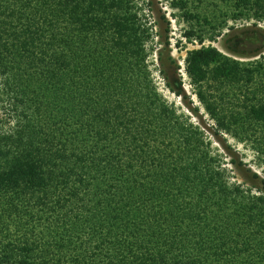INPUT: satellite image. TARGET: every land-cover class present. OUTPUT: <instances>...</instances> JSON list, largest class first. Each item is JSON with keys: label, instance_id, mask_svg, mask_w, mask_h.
Segmentation results:
<instances>
[{"label": "trees", "instance_id": "trees-1", "mask_svg": "<svg viewBox=\"0 0 264 264\" xmlns=\"http://www.w3.org/2000/svg\"><path fill=\"white\" fill-rule=\"evenodd\" d=\"M223 1L209 37L182 34L206 126L159 93L133 0H0V264H264V178L229 154L252 186L230 182L211 148L228 135L264 158V32L221 33L264 22V0ZM170 38L160 75L199 119Z\"/></svg>", "mask_w": 264, "mask_h": 264}, {"label": "rangeland", "instance_id": "rangeland-1", "mask_svg": "<svg viewBox=\"0 0 264 264\" xmlns=\"http://www.w3.org/2000/svg\"><path fill=\"white\" fill-rule=\"evenodd\" d=\"M137 7H140L142 11H140V15L144 18V22H147V26L152 27L153 40L148 44L147 49L150 51L148 56L149 70L152 74L153 81L159 91V93L164 97V99L178 111V113H184L185 115L191 118V121L198 122V120L202 121L203 124L212 125V122L209 120L208 115H206L204 109L197 101L193 89L189 84V79L184 71V59L187 51L193 49H199L200 45L197 42H188L184 40L182 34L188 30L191 26L193 28H199L204 30V34L206 38L211 35V26L218 23L219 12L225 11L228 8L223 3V0H186L188 2L187 10L192 14H199L201 16L209 17L210 25L205 24L202 21V17H200L199 23L195 20L186 21L183 16V11L178 8H172L170 5V0H133ZM150 2V9L147 7V3ZM186 11V10H185ZM216 16V17H213ZM222 20H224L222 18ZM253 25H256V28H259L262 32H264V22L256 21L255 19L250 20H239L232 21L231 19L227 20L226 27L221 31L222 34H230L229 28L234 27L235 29H253ZM166 29H169L170 33L166 32ZM167 37H171L169 39L171 45V56L176 59L179 63V75L182 79V88L187 96L193 101V105L199 108V115L201 118H196L186 110L182 99L180 97L175 96L165 87L164 80L159 72L160 63L158 62V51H160L162 56H166L165 49H163V42L167 39ZM181 39V44L179 47L175 46V42ZM159 44H158V43ZM161 43V44H160ZM204 46H213L220 51H224L222 47V39L219 38L216 42H210L207 39L204 40L202 44ZM252 61V60H245ZM4 98L0 99V120L4 127L8 125L5 123L7 119L6 116V104L3 103ZM211 139V137H210ZM221 143V144H220ZM219 142L212 140L211 148L214 153L220 155L223 159V163L227 169H230V182H239L243 184L245 187H251L252 182L246 179L243 174H241L238 170L231 169L232 166L229 164L230 154L233 158L236 159L237 162H241L244 164V169H250L252 173L259 175L261 178H264V158L259 157L256 152H254L249 144H240L233 138L228 135L222 136V139ZM225 146V149L222 147ZM251 178V175H248ZM255 185V184H254ZM258 186V185H257Z\"/></svg>", "mask_w": 264, "mask_h": 264}]
</instances>
